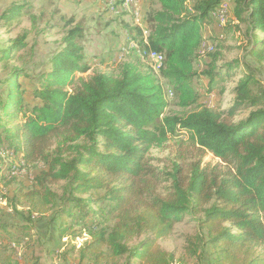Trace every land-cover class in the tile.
<instances>
[{"label":"trees","instance_id":"16d2710c","mask_svg":"<svg viewBox=\"0 0 264 264\" xmlns=\"http://www.w3.org/2000/svg\"><path fill=\"white\" fill-rule=\"evenodd\" d=\"M152 1L158 9L147 16L148 35L143 40L137 30L134 40L141 58L150 59V52L160 54V64H154L158 74L128 63L119 77L99 72L85 76L90 67L82 62L84 32L68 20L63 47L51 56L50 70L39 78L31 108L16 83L22 72L14 70L0 80L5 91L0 102V149L20 154L26 165L44 166L29 187L18 184L12 197L0 190V202L15 208L21 201L30 220L53 211L52 221L58 222L61 236L68 232L72 241L87 238L79 248L80 260L95 262L107 252L112 261L126 255V264L131 259L170 264V256L155 241L166 237L185 215L202 212L200 224L217 247L216 264H264V111L252 112L238 123L202 106L185 115L165 114L167 103L157 80L170 85L172 98L175 95L181 107L196 104L191 84L203 41L200 24L225 0H195L192 9L185 0ZM8 12L6 21L19 15L14 9ZM243 13L250 30L264 33V0H236V18L245 21ZM23 47L14 42L2 52L3 59ZM224 68L240 70V65L234 61L215 66L212 61L202 76L210 84L222 81ZM77 74L84 76L69 89ZM254 82L250 72L239 81L235 107L251 100ZM180 133L188 134L202 151L189 161L186 174L179 164L168 173L153 168L146 158L149 149ZM53 139L61 143L51 150ZM66 145L68 156L63 158L60 147ZM204 153L222 166L202 167ZM12 172L19 171L0 168L4 189L15 179ZM60 181L65 187L57 197L49 186ZM92 191H102L103 196L92 200L87 195ZM93 201L100 204L96 210L91 208ZM5 232L10 231L0 222V264H19L11 258V242L4 244L1 238ZM143 235L136 247H129Z\"/></svg>","mask_w":264,"mask_h":264},{"label":"rangeland","instance_id":"374dc122","mask_svg":"<svg viewBox=\"0 0 264 264\" xmlns=\"http://www.w3.org/2000/svg\"><path fill=\"white\" fill-rule=\"evenodd\" d=\"M194 2L195 0H185L186 7L192 9ZM223 3L228 6L225 14L220 16L212 13L211 17L200 24L203 41L193 66L197 75L191 84L197 93L196 104L181 107L179 99L175 95L172 98L170 85L157 77L167 103L165 114L185 115L202 106L210 108L223 120L238 123L246 120L252 112L264 111V33L249 29L246 13L241 16L245 21L236 18V0H225ZM12 9L19 11V15L6 21L5 18L10 14L8 11ZM157 9V3L152 0H0V80L8 78L14 70L22 72L23 76L16 77V83L24 89L25 104L31 108L36 103L32 94L39 88V78L50 70L51 56L63 47L62 39L69 29L66 25L68 20H72L74 25H80L84 32L80 43L82 62L90 67L85 76L99 72L119 77L122 67L128 63L136 65L143 72L151 69L158 74L157 68L149 60H145L147 58L143 59L137 55L134 40L139 37L137 30L142 33V39H146L147 16ZM190 14H193V11ZM14 42H21L24 47L11 52L7 59H3L2 52L13 46ZM212 61L215 66H225L237 61L240 70L228 72L224 68V73L221 71L223 80L216 79L210 84L202 73L208 70V64ZM244 68H247V71ZM248 72L255 78V82L250 85L249 95L255 105L249 100L235 107L238 102L236 88ZM83 76L74 75L72 86L68 85L69 89L77 86L79 78ZM4 99V87L0 84V102ZM60 143V140H51V150ZM66 147L67 145L60 147L64 153L63 158L68 156ZM201 152L192 144L188 134L180 133L177 137H169L161 147L150 148L146 158L157 170L168 173L173 170L175 164H179L186 174L189 161ZM0 159L1 170L10 166L19 171L5 189L0 185V190L9 198L13 196L18 184L29 187L39 171L44 168L41 162L26 165L20 154L15 155L3 148L0 149ZM201 161L202 167L222 166L210 153H204ZM64 187L65 182L61 181L49 186L57 197L61 196ZM87 195H90L92 200H98L103 196V192L92 191ZM87 195L79 196L86 198ZM92 204L93 210L100 206L95 201ZM27 216V208L21 201L16 202L15 208L0 202V222L10 231L3 233L1 238L4 244L11 242V258L19 264L127 262L126 255L112 261L107 252L95 262L90 259L80 260L79 248L87 240L86 237L72 241L68 232L61 236L58 222L52 221L53 211L44 217H31V220ZM202 219V212L187 214L181 222L173 225L166 237L155 241L156 246L170 256V264H216L217 247L212 244V236L200 224ZM29 227L32 230L26 229ZM144 238L145 235L133 239L129 247H136ZM257 251L262 250L258 248ZM129 264L142 263L131 259Z\"/></svg>","mask_w":264,"mask_h":264},{"label":"bare ground","instance_id":"6f19581e","mask_svg":"<svg viewBox=\"0 0 264 264\" xmlns=\"http://www.w3.org/2000/svg\"><path fill=\"white\" fill-rule=\"evenodd\" d=\"M227 9H228V6H227V4L226 3H221V5L219 6V8L218 9H216L214 12H213V14L215 15V14H225L226 12H227ZM228 15V14H227ZM221 16V15H220ZM218 19V18H217ZM222 19V18H221ZM222 22V21H221ZM161 60H162V58H161V56H160V61L159 62H157L155 65L158 67V65L160 64V62H161ZM12 174H17L16 172H12Z\"/></svg>","mask_w":264,"mask_h":264},{"label":"built area","instance_id":"2783aa9c","mask_svg":"<svg viewBox=\"0 0 264 264\" xmlns=\"http://www.w3.org/2000/svg\"><path fill=\"white\" fill-rule=\"evenodd\" d=\"M220 15H223V13L220 14ZM132 45H133V44H132ZM149 52H150V51H149ZM145 60H149V61H151V64L154 65V64H156L157 62L160 61V54H157V53H155V52H150V59H145ZM169 94H170V93H169Z\"/></svg>","mask_w":264,"mask_h":264}]
</instances>
